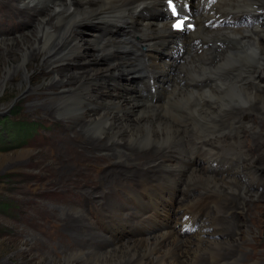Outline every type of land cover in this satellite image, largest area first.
I'll use <instances>...</instances> for the list:
<instances>
[{"label": "bare ground", "instance_id": "6f19581e", "mask_svg": "<svg viewBox=\"0 0 264 264\" xmlns=\"http://www.w3.org/2000/svg\"><path fill=\"white\" fill-rule=\"evenodd\" d=\"M8 1L10 7L16 6L20 14H24L27 19H29V14L34 11H37L38 16L36 19H32L36 22L35 36H31L25 45L22 44L23 38L20 35L17 38L0 37V51L2 53L8 51L20 53L18 65L12 71L7 69L3 80L21 73L24 82L28 83L30 79L28 66L35 57H42L43 70L46 73H51V80L46 83L44 91L54 96L51 98L48 94L51 99L59 96V99L49 106L52 109L51 112L61 115L63 118L69 117L72 119V123L83 122V126L78 128L79 133H77L79 136L85 135L86 146L100 154L109 156V158L112 157L113 162L119 165L118 169L104 173L108 180L102 179L101 187L112 185V178L120 179L122 175L133 174L138 168L142 170L145 168L147 156L156 153L158 150L165 151L167 147L180 142L184 135H190V132L197 129L198 123L193 125L191 122H188L190 131L179 127L185 121V115L192 117L187 105L192 93L184 86L173 88L168 94L165 104H147L143 101L128 102L127 97L111 98L109 94H97L94 86L98 84L97 75L106 72L108 66L87 70L84 68L81 71L77 69V72L71 75L62 74L63 66L75 65L83 56L86 38L84 39L82 36L85 32L82 25L90 21L103 20L108 13L115 15L125 13L127 9H120V6L131 0ZM239 1L248 3L249 9L235 7ZM222 5L226 6L225 10H227L228 15H231V19L245 13L264 10V0H221L219 6ZM254 7L255 9H253ZM248 29L254 35V43H250L239 50L225 52L215 67L216 70L223 71L245 60H250L251 56L258 57L261 67L258 74L260 78L264 79V71H262L264 67V38L260 33V23L251 25ZM193 35L194 37L205 36L207 38L211 36V31L197 27ZM94 49L96 51L101 50V46L97 45ZM99 55H96L98 60H100ZM201 59L202 55L187 57L178 69L177 82H184L185 77L199 80L204 72L208 71L203 67ZM5 60H8L7 56ZM87 62L85 61V63ZM90 79L93 81L92 84ZM214 79L227 83V75L223 72L216 73ZM91 86H94V91L90 90ZM205 96L211 99L205 117L207 119L216 118L215 124H220L221 121L227 124V110L250 105L253 102L259 103L258 109L264 113V96L253 94L250 88H242L232 84L223 95L216 93L214 88H208ZM181 109L184 114H181ZM186 126L185 124L182 125V127ZM204 132L203 128L198 131V133H202L201 138L204 140L205 146H214L218 139L208 138ZM124 148L126 149L125 153L121 151ZM208 152L209 155H204L206 162L213 163L219 160L224 165H228L226 158L210 150ZM92 153L97 155L94 151ZM189 171L197 176L201 186L214 176L211 169L206 173L204 170L202 171V168L197 169L193 166ZM227 180L223 179L222 181L226 183ZM113 187L108 191H111ZM237 192L253 201L261 199L260 194L251 193L242 187H239ZM89 193L95 194L91 191ZM62 216L67 225L77 227L78 230L65 227L70 230L72 240L70 247L68 250L64 249V252H60V258L48 257L49 260H45L46 262L43 264H177L180 260L194 261L196 258H200L202 254L209 251L208 246L215 245L217 242L208 237L197 239V231L192 235L194 239L188 238V240L182 237L177 238L172 235L171 230H167L153 239L118 244L102 251L98 246H89L86 242L87 237L90 238L89 240L94 238L91 236L93 231L89 219L83 211L65 212ZM79 231L84 235V238L75 241L74 245L73 239L79 236ZM254 231L256 232L254 228L248 227L243 235L249 239L248 233L253 234ZM199 241L203 243L201 246L198 244ZM227 244L237 245L232 242ZM226 247L231 248L228 245ZM241 253L242 250H238L237 255L225 264H247L239 260L238 256ZM169 256H172V260H169Z\"/></svg>", "mask_w": 264, "mask_h": 264}, {"label": "rangeland", "instance_id": "374dc122", "mask_svg": "<svg viewBox=\"0 0 264 264\" xmlns=\"http://www.w3.org/2000/svg\"><path fill=\"white\" fill-rule=\"evenodd\" d=\"M4 2L10 6L8 0ZM5 4L2 0L0 7L6 6ZM4 15L6 12L0 10V17ZM32 23L31 29L12 35L11 38L21 36L22 44L25 45L31 36H35L36 22ZM84 29L82 36L85 39L86 33H91V30ZM92 50L96 52L86 43L79 64L63 66L61 73H76L77 69L74 67L81 64H88L87 67H82L86 70L103 67L104 64L96 59ZM6 56L8 60H5ZM19 60L20 53L17 51H0V127H11L9 116L13 121L43 123L47 129V138L52 137V142L44 144L47 138L42 141L41 136L36 134L27 145L13 146L12 138L4 131L0 133V141H4L0 142V264H43L49 260L48 257L58 259L60 252L68 250L71 241L70 230L65 227L78 230L77 227L67 225L62 216L65 212L78 209L75 203L81 205L71 199L70 195H82L88 190L89 181L92 179L94 180L91 184L99 183L100 179L105 177V172L113 170L111 165L114 162L112 157L109 158L86 146L85 135L79 136L77 131L83 122L72 123L69 117L63 118L51 112L49 106L58 100L59 96L51 99L54 96L44 91L46 83L51 80V73L43 70L41 56L35 57L28 66V83L24 82L21 73L3 80L6 70L12 71ZM90 90L94 91V86H91ZM65 121L70 127L65 125ZM59 125H62L66 132L64 136L53 135ZM92 151L99 155L93 154ZM121 151L125 153L126 149ZM256 162L264 163V137L256 154ZM259 173L264 177V171ZM67 189L69 194L66 196ZM260 198V202L256 204L263 208L256 216L261 218L262 227L254 228L257 233L254 231L253 234H256V240L264 242V194L260 195ZM253 234L252 236H255ZM83 238L84 235L79 231V236L74 237L73 244ZM252 243L253 241L248 239L247 248ZM198 244L202 245L199 242ZM248 252L247 260H242L244 263L264 264V247H257ZM241 255L242 253L238 256L239 260L243 257Z\"/></svg>", "mask_w": 264, "mask_h": 264}, {"label": "trees", "instance_id": "16d2710c", "mask_svg": "<svg viewBox=\"0 0 264 264\" xmlns=\"http://www.w3.org/2000/svg\"><path fill=\"white\" fill-rule=\"evenodd\" d=\"M10 124L13 125L14 122L10 121ZM15 127V135L24 136L25 134L30 133V125L24 121H18L14 124Z\"/></svg>", "mask_w": 264, "mask_h": 264}, {"label": "snow or ice", "instance_id": "6c2138e0", "mask_svg": "<svg viewBox=\"0 0 264 264\" xmlns=\"http://www.w3.org/2000/svg\"><path fill=\"white\" fill-rule=\"evenodd\" d=\"M169 2L171 3V0H169ZM173 12L175 13V8L173 9ZM176 27L178 29H182L184 27V20H183V18H181L180 21L176 24Z\"/></svg>", "mask_w": 264, "mask_h": 264}]
</instances>
